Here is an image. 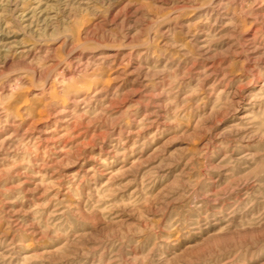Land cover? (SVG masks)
<instances>
[{
    "label": "rangeland",
    "instance_id": "obj_1",
    "mask_svg": "<svg viewBox=\"0 0 264 264\" xmlns=\"http://www.w3.org/2000/svg\"><path fill=\"white\" fill-rule=\"evenodd\" d=\"M0 264H264V0H0Z\"/></svg>",
    "mask_w": 264,
    "mask_h": 264
}]
</instances>
